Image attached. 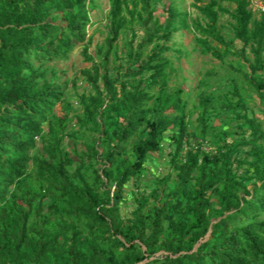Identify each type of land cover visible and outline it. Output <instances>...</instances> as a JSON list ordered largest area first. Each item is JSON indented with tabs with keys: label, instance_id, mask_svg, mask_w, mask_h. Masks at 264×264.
<instances>
[{
	"label": "trees",
	"instance_id": "obj_1",
	"mask_svg": "<svg viewBox=\"0 0 264 264\" xmlns=\"http://www.w3.org/2000/svg\"><path fill=\"white\" fill-rule=\"evenodd\" d=\"M161 1L109 0L97 62L88 33L96 0H0V264H264V13L252 0H234L232 10L196 0L205 20L190 21L181 1L169 0L162 20ZM136 23L137 42L135 32L129 38ZM184 30L195 50L235 72L229 90L201 92L192 108L173 58L191 54L175 40ZM78 43L93 62L81 70L92 91L79 94V109L67 97L70 80L47 66ZM220 110L234 112L245 134L226 141L224 130L207 150ZM168 130L170 169L143 191L148 155Z\"/></svg>",
	"mask_w": 264,
	"mask_h": 264
},
{
	"label": "rangeland",
	"instance_id": "obj_2",
	"mask_svg": "<svg viewBox=\"0 0 264 264\" xmlns=\"http://www.w3.org/2000/svg\"><path fill=\"white\" fill-rule=\"evenodd\" d=\"M185 8H187L190 13V21L192 19L198 18L200 20H205L203 13L196 7L194 3L196 0H180ZM209 0H204L200 2L201 5H204ZM169 0H162L158 3L157 15L164 20V6L167 5ZM97 8L91 12L92 23L88 29L89 35H92L93 41L89 44V53L92 54L96 61L99 62L100 58L96 53L97 45L104 42L108 34V17L109 12V0H96ZM221 3L232 10L236 3L234 0H221ZM263 3L261 0H252L250 7L253 11L258 12L260 9V4ZM220 25L223 30V33L228 37L232 36V18L228 13H223L220 16ZM135 32L137 35V40L144 34V28L136 23L134 25V31L129 33V38L132 37V34ZM175 40L178 42L177 46L180 47L181 44L187 46L191 54L186 57L183 56L180 60L174 58V64L178 68V72L181 73L185 80H183V86L186 92L191 94L189 107H195V103L199 101V94L201 92H213L223 93L231 88L230 77L235 75V72L232 71L228 63H222L219 60L213 58L211 55L203 54L200 51V48L194 49L193 46V34L188 30H184L181 33H178L175 37ZM124 38H121L118 41L120 58L119 61L125 64L123 57L126 56V48ZM234 45L236 48H241L242 43L238 40H234ZM85 43H78L76 49L71 53L68 60H56L51 63H47V66L54 67L59 72V78L69 79L70 88L67 94L69 100L73 105L79 109V94L82 92H91L92 87L90 83L85 79L84 75L81 73V70L84 68H89L92 66L93 62L86 61L83 48ZM235 58L229 57L227 62L233 61ZM111 67H114V61L110 64ZM76 82V85L74 84ZM175 79H173L172 84H175ZM249 105L257 110L262 105L258 96L255 94L254 97H249ZM56 111L58 114L63 115V110L61 104L56 106ZM198 112L196 111L194 119H196ZM235 113L229 112L226 110H220L218 114L214 116L213 125L216 127L215 132H210L208 139L205 141L204 148L207 150H214L217 144L216 134L221 133L224 130H227L225 135V140L227 141H236L242 138L245 134L243 129L238 126L239 122L235 119ZM76 123V120L73 119V124ZM172 130H168L164 133V139L162 143V149L156 152H151L148 155L147 161L145 163V171L141 176L139 183L142 186L143 191H150L155 185L158 178L162 177L169 171V163L171 156L173 154L175 145L172 141ZM224 140V141H225ZM39 141V139H38ZM223 141V142H224ZM64 146L73 151L74 142L66 137L64 141ZM79 148L82 149L83 146L80 144ZM34 152V151H33ZM251 187V185L249 186ZM134 185L131 181L126 189V199L127 204H124V212H131V209L134 208ZM163 254V251L159 252ZM143 263V262H142Z\"/></svg>",
	"mask_w": 264,
	"mask_h": 264
},
{
	"label": "built area",
	"instance_id": "obj_3",
	"mask_svg": "<svg viewBox=\"0 0 264 264\" xmlns=\"http://www.w3.org/2000/svg\"><path fill=\"white\" fill-rule=\"evenodd\" d=\"M259 7H260L259 9L261 10V12L264 13V2L261 3Z\"/></svg>",
	"mask_w": 264,
	"mask_h": 264
}]
</instances>
